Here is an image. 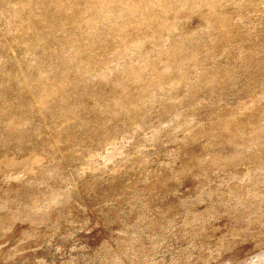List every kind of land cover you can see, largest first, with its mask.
Here are the masks:
<instances>
[{
    "label": "rangeland",
    "instance_id": "obj_1",
    "mask_svg": "<svg viewBox=\"0 0 264 264\" xmlns=\"http://www.w3.org/2000/svg\"><path fill=\"white\" fill-rule=\"evenodd\" d=\"M0 264H264V0H0Z\"/></svg>",
    "mask_w": 264,
    "mask_h": 264
}]
</instances>
